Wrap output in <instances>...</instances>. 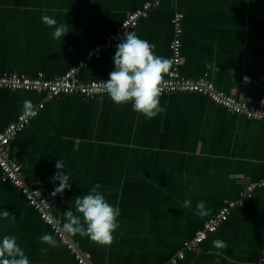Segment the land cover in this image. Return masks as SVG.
Instances as JSON below:
<instances>
[{
    "label": "crops",
    "instance_id": "crops-1",
    "mask_svg": "<svg viewBox=\"0 0 264 264\" xmlns=\"http://www.w3.org/2000/svg\"><path fill=\"white\" fill-rule=\"evenodd\" d=\"M146 2L151 7L128 32L170 59L172 18L182 12L181 75L206 76L223 91L264 106V0H0V73L43 71L54 77L86 59L77 71L79 79H108L121 39L99 58H86L87 52ZM43 15L66 25L68 33L53 39L55 29L42 22ZM45 97L0 88V131L17 119L25 100L32 106L44 100L45 107L10 141L9 151L62 225L67 210L78 214L75 197L97 183L106 200L119 207L111 246L66 233L91 253L94 264H174L171 258L208 217L240 199L248 185L264 181V121L236 114L203 94L162 93L165 111L152 119L133 111L131 102L115 104L108 94ZM58 159L65 166L59 171L72 174L71 188L53 196L59 186L51 180ZM186 199L190 208L182 207ZM199 201L208 211L204 217L196 215ZM5 209L16 219L0 215V241L14 235L29 264H78L0 170V213ZM44 234H51L58 246L42 243ZM216 239L227 243L220 255L212 247ZM263 248L264 186L235 206L199 250L185 252L176 264H264Z\"/></svg>",
    "mask_w": 264,
    "mask_h": 264
},
{
    "label": "built area",
    "instance_id": "built-area-1",
    "mask_svg": "<svg viewBox=\"0 0 264 264\" xmlns=\"http://www.w3.org/2000/svg\"><path fill=\"white\" fill-rule=\"evenodd\" d=\"M150 2L144 3L141 7L129 12L124 20L110 32L107 38L93 48L86 55V58H99L102 52L113 46L114 42L123 38L124 33L138 24L139 19L144 16L151 7ZM184 14L176 12L172 18L174 25V37L170 43L172 67L170 72L164 76L161 83L162 93L172 92H193L209 97L215 104L223 106L228 110L245 116L248 119L264 121V106H255L248 100L237 96L234 92L227 93L220 89L213 81L206 76L191 78L182 76L179 66L182 62V41L183 32L182 19ZM86 64V59H81L77 66H72L59 76L48 77L43 71H38L34 75L12 73H0V88H7L13 91H34L45 93V100L51 99L60 94H76L83 96H93L96 94H107L102 91V80L90 79L81 80L77 77L79 67ZM45 107L44 100L36 106H32L35 115H25L24 110L17 116V119L10 122L0 131V170L4 181L11 182L16 186L27 202L39 213L41 218L50 225L59 236L61 242L75 255L78 264H94L91 260V253L81 250L76 243L72 242L67 234L62 230V224L52 211L51 204L43 192L27 183L23 174V166L18 159L9 151L10 141L17 136L30 123L34 116H37ZM264 181L256 185H248L241 198L228 201L220 209L208 217L202 228L198 229L195 235L183 243L180 250L171 262L176 264L183 259L185 252L199 250L202 243L210 233H214L229 218L231 210L237 205H243L251 192L258 187H263ZM264 254V248H263ZM264 262V255L262 256Z\"/></svg>",
    "mask_w": 264,
    "mask_h": 264
},
{
    "label": "clouds",
    "instance_id": "clouds-1",
    "mask_svg": "<svg viewBox=\"0 0 264 264\" xmlns=\"http://www.w3.org/2000/svg\"><path fill=\"white\" fill-rule=\"evenodd\" d=\"M41 19L45 25L54 27L53 39H60L68 33L66 25L57 26L54 17L43 15ZM155 48V44L141 39L135 32L126 31L116 45L113 56L114 70L109 73L106 81L102 80V91L106 92L115 104L131 102L133 111L147 119L155 118L165 111L160 104L163 91L161 83L172 67V61L156 55ZM206 67L211 66L206 65ZM216 70L213 68V71ZM244 80L247 82L249 77L245 76ZM24 113L29 116L35 115L31 103L27 100L24 101ZM55 167L58 171L51 180L59 181V186L53 191V196L57 193L62 194L66 188H71L69 175H72L59 171L65 169L62 159L56 161ZM99 188L100 184L97 183L88 194L75 197V213L79 215L67 210L62 230L71 235L87 236L101 246H111L114 241L113 233L119 227L117 217L120 215V209L110 204L98 191ZM182 207L190 208L191 201L184 200ZM0 215L5 219L11 217V222H15V214L6 209ZM196 215L199 217L208 215L203 201L197 203ZM40 241L49 247L58 246L51 234L42 235ZM212 247L218 250L215 254L220 255L227 248V243L216 239L212 242ZM47 251V248L40 249L41 253L46 254ZM0 264H29V258L18 245L14 235H5L0 241Z\"/></svg>",
    "mask_w": 264,
    "mask_h": 264
}]
</instances>
